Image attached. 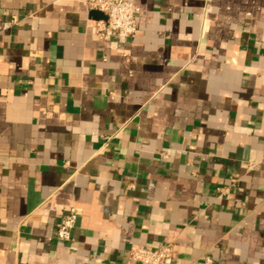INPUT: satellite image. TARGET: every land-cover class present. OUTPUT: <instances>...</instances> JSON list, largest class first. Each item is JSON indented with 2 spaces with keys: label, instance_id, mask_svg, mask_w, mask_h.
<instances>
[{
  "label": "crops",
  "instance_id": "1",
  "mask_svg": "<svg viewBox=\"0 0 264 264\" xmlns=\"http://www.w3.org/2000/svg\"><path fill=\"white\" fill-rule=\"evenodd\" d=\"M131 1L0 0V264H264V0Z\"/></svg>",
  "mask_w": 264,
  "mask_h": 264
},
{
  "label": "built area",
  "instance_id": "2",
  "mask_svg": "<svg viewBox=\"0 0 264 264\" xmlns=\"http://www.w3.org/2000/svg\"><path fill=\"white\" fill-rule=\"evenodd\" d=\"M88 7L98 11L103 18L94 24L95 35L101 40L111 37H133L137 31L136 14L139 8L131 0H86ZM17 23L13 17L4 23L7 28ZM77 210L72 209L65 215L56 229L57 237L62 241L71 240V232L77 216ZM172 245L165 244L157 248L138 247L131 249L129 259L137 264H162L172 255Z\"/></svg>",
  "mask_w": 264,
  "mask_h": 264
},
{
  "label": "water",
  "instance_id": "3",
  "mask_svg": "<svg viewBox=\"0 0 264 264\" xmlns=\"http://www.w3.org/2000/svg\"><path fill=\"white\" fill-rule=\"evenodd\" d=\"M77 220V219H76Z\"/></svg>",
  "mask_w": 264,
  "mask_h": 264
}]
</instances>
